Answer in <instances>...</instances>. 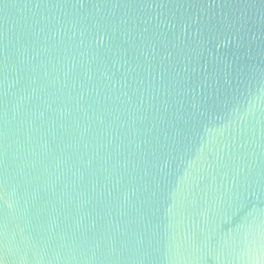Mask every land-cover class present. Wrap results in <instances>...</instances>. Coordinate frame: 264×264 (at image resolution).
<instances>
[{
    "label": "water",
    "instance_id": "95a60500",
    "mask_svg": "<svg viewBox=\"0 0 264 264\" xmlns=\"http://www.w3.org/2000/svg\"><path fill=\"white\" fill-rule=\"evenodd\" d=\"M0 264H264V0H0Z\"/></svg>",
    "mask_w": 264,
    "mask_h": 264
}]
</instances>
